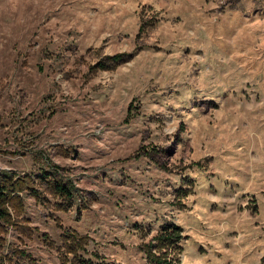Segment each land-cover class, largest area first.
Wrapping results in <instances>:
<instances>
[{"label": "rangeland", "instance_id": "1", "mask_svg": "<svg viewBox=\"0 0 264 264\" xmlns=\"http://www.w3.org/2000/svg\"><path fill=\"white\" fill-rule=\"evenodd\" d=\"M0 170L40 264H264V0H0Z\"/></svg>", "mask_w": 264, "mask_h": 264}, {"label": "trees", "instance_id": "2", "mask_svg": "<svg viewBox=\"0 0 264 264\" xmlns=\"http://www.w3.org/2000/svg\"><path fill=\"white\" fill-rule=\"evenodd\" d=\"M114 58V57H112ZM58 169V168H56ZM55 169V170H56ZM54 173V172H53ZM46 175V176H45ZM39 178L46 179L51 190L61 200L68 201L73 198L74 185H70L59 179L55 173L50 175L46 171H41ZM34 177L32 175L18 176L11 174L10 172L0 170V264H40L36 261L32 253L19 248L18 246L12 248V245L7 244L6 236L8 234V229L11 226H17L16 219L12 217V212L20 214L24 207L23 199L21 194L23 192L29 193L37 202H41V195L38 190L31 185ZM18 215L16 217H18ZM69 233H63L62 240L72 246V252L74 257L78 256L77 249H83L82 236L77 235V238L68 237ZM183 236V237H182ZM185 236L183 235V229L180 225L175 223H167L163 225L157 234L154 236V240L157 244H161L156 248L174 247V245L179 244ZM72 244V245H71ZM152 245H150V248ZM180 247V248H179ZM177 251H181V246H179ZM150 248L148 249L147 259L153 264H179L180 259L174 262L170 261L169 258L163 259L158 255L149 256ZM66 255L62 259V264H66ZM82 264H92L90 261ZM100 264H105L101 262Z\"/></svg>", "mask_w": 264, "mask_h": 264}]
</instances>
